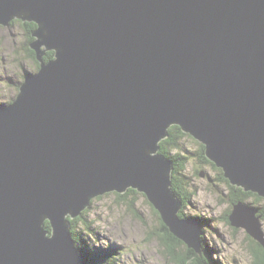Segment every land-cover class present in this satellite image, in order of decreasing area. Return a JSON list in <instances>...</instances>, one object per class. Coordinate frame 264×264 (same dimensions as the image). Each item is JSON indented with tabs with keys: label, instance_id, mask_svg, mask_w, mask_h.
I'll use <instances>...</instances> for the list:
<instances>
[{
	"label": "water",
	"instance_id": "95a60500",
	"mask_svg": "<svg viewBox=\"0 0 264 264\" xmlns=\"http://www.w3.org/2000/svg\"><path fill=\"white\" fill-rule=\"evenodd\" d=\"M16 18L40 64L0 104V264H81L68 217L129 188L202 253L159 153L172 125L264 198V0H0V27ZM259 211L229 218L264 247Z\"/></svg>",
	"mask_w": 264,
	"mask_h": 264
},
{
	"label": "rangeland",
	"instance_id": "374dc122",
	"mask_svg": "<svg viewBox=\"0 0 264 264\" xmlns=\"http://www.w3.org/2000/svg\"><path fill=\"white\" fill-rule=\"evenodd\" d=\"M24 27L22 23L13 28H0V104L9 103L15 97L16 89L13 86L20 77L21 69L36 67V62L24 48ZM199 143L190 137L182 140V149L190 160L179 174L196 191L184 211L202 223L203 243L213 250V257L220 264H253L249 234L242 227L226 223L223 218L232 206L228 202L230 187L220 181L219 171L211 162L203 163L199 160ZM201 171L206 173L205 176H202ZM139 194L134 208L130 207L127 200H119L116 192L94 198L81 215L82 218H74L79 246L88 252L92 249L110 250V258L113 257L109 262L111 264L114 261V264H178V260L171 257L167 246L155 231L161 227L160 213H156L158 210L148 202L144 194ZM253 198L251 196L243 201L256 206L264 205L263 202L255 204ZM258 215H262L264 230L261 208ZM195 216H202L209 223L205 222L203 226L204 222ZM177 246L179 252L186 253L184 245Z\"/></svg>",
	"mask_w": 264,
	"mask_h": 264
},
{
	"label": "trees",
	"instance_id": "16d2710c",
	"mask_svg": "<svg viewBox=\"0 0 264 264\" xmlns=\"http://www.w3.org/2000/svg\"><path fill=\"white\" fill-rule=\"evenodd\" d=\"M22 23L25 26L29 25L28 36H29V42H31L34 39L32 32L36 28V24L34 22H27V21H22ZM25 47L29 55L32 57L33 61L38 63L34 50L28 49L26 44H25ZM54 56H55V51L53 50L48 51L45 55V60L49 61L50 59L54 58ZM37 69H39V66ZM185 137L193 138L195 141L197 140L190 134L185 133L179 125H172L168 130V136L160 142V146H161L160 151L173 161L174 166H173V175H172V188L174 192L176 193V195H178V197L183 202V207L180 211V216L181 217H194V216L187 215L184 209L190 205L193 197L196 194V191L191 189V186L185 183L186 181L185 177L179 174L180 171L182 170V167H185V165L190 160V157L186 155L184 153L185 151L182 149V140ZM199 144L201 145V151L199 153L201 162L203 163L211 162L214 168L219 171L220 181L226 182L227 185L230 187L231 192L229 191V198H230L229 203L232 206H230V208L228 209V213H226L223 217L226 223L228 224L231 223L230 218H229L230 213L232 212L234 204L240 201L241 199L245 200L248 197L254 196L255 198L253 199H254L255 204L259 202L264 203L263 197H259L257 194L252 193V192H246L245 190H243L244 188L242 189V187L240 186L237 187L233 185L230 182V180L225 177L223 169L217 167L215 163H213L207 158L206 151H205V145H203L202 143H199ZM139 193L140 192H138L136 189L129 188L125 193H122V194L116 192V195L119 200H122V201L127 200L130 207L134 208L135 202L137 201V196L140 195ZM143 196L146 197V195H143ZM130 197L132 198L131 200H130ZM260 206H261V211L263 213V218H264V205H260ZM156 213L159 214L158 211ZM195 217L202 220V222H204V225H205V222H208L207 219L202 216H195ZM78 218H82V217L79 216ZM75 220L76 219H72V229L71 230H72V234L74 238L77 241L76 244L80 250L81 264H111L109 262L111 261L113 257L110 258L111 257L110 250L95 251V249H92L90 252H88L84 249L83 246H79L78 238L76 237L75 230H74ZM45 226L46 228L51 230V225L49 221L46 222ZM169 230L170 229L167 227V225L163 222V220H161V227H159L155 231L156 233L160 235V237H162L163 243L167 246L166 249L168 250V253L171 255L173 259L175 258L178 260V264L179 263L180 264H220L213 257V250L208 245L204 244L203 240H202V253H198L194 251L193 249H190L189 247H187L183 241L175 237L173 233L171 232V230L170 231ZM248 237L251 241V253L253 256V264H264V247L258 241L253 239L251 236L248 235ZM177 244L179 246L184 245L186 253L184 251L179 252L180 250Z\"/></svg>",
	"mask_w": 264,
	"mask_h": 264
},
{
	"label": "flooded vegetation",
	"instance_id": "af4514ba",
	"mask_svg": "<svg viewBox=\"0 0 264 264\" xmlns=\"http://www.w3.org/2000/svg\"><path fill=\"white\" fill-rule=\"evenodd\" d=\"M22 19H20V20H17V19H15L8 27H5V26H1L0 28H2V29H6V28H13L14 26H16V25H18V24H22V21H21ZM28 28H29V25H26L25 27H24V36H25V44L27 43V45H28V43H29V36H28ZM16 34H18L17 32H15ZM20 43V42H19ZM24 48H26L25 46H24ZM28 49H30L29 47H28ZM44 59H45V56H44ZM23 66V65H22ZM35 68H33V67H31V69H37L38 68V66H39V63H35ZM27 69L28 68H22L21 69V73H20V77L18 78V80L15 82V84H14V86L13 87H15V89H16V93H15V96H16V94H17V91H19V87H20V84L23 82V80H24V78H25V75H26V72H27ZM38 70V69H37ZM15 98V97H14ZM14 98L13 99H11V100H9L8 102L9 103H11V102H13L14 101ZM199 160H200V156H199ZM201 161V160H200ZM229 196V195H228ZM230 199V198H229ZM229 199H228V202H229ZM256 206V205H255ZM258 207H260L261 208V206H258ZM202 238V237H201ZM173 239V238H172ZM174 240V239H173ZM185 245L187 246V247H189L186 243H185ZM190 248V247H189ZM190 249H192V248H190ZM194 250V249H193ZM195 251V250H194Z\"/></svg>",
	"mask_w": 264,
	"mask_h": 264
},
{
	"label": "bare ground",
	"instance_id": "6f19581e",
	"mask_svg": "<svg viewBox=\"0 0 264 264\" xmlns=\"http://www.w3.org/2000/svg\"><path fill=\"white\" fill-rule=\"evenodd\" d=\"M16 19H20V18H16ZM34 22V21H33ZM35 24H36V28L38 27V24L36 23V22H34ZM35 28V29H36ZM40 64V63H39ZM6 104H8V103H6ZM191 136H193L195 139H197L198 141H200L197 137H195L194 135H192V134H190ZM201 142V141H200ZM159 153H162L161 151H159ZM162 154H164V153H162ZM165 155V154H164ZM166 156V155H165ZM167 157V156H166ZM172 175H173V168H172ZM238 186V185H237ZM240 187H242V188H244L243 186H240ZM140 192V191H139ZM142 194H144L143 192H141ZM144 195H146V194H144ZM147 197V196H146ZM150 202V201H149ZM151 203V202H150ZM152 204V203H151ZM153 205V204H152ZM154 206V205H153ZM155 207V206H154ZM156 208V207H155ZM157 209V208H156ZM161 218H162V220H163V222L167 225V227L173 232V230H172V228L169 226V224L167 223V221L166 220H164L165 218H164V216L163 215H161ZM68 220H69V223H70V226H71V229H72V224H71V221H72V219L71 218H69L68 217ZM119 250V249H118Z\"/></svg>",
	"mask_w": 264,
	"mask_h": 264
}]
</instances>
